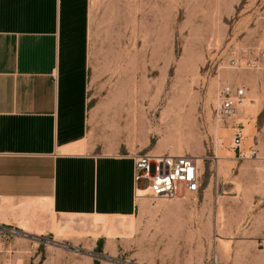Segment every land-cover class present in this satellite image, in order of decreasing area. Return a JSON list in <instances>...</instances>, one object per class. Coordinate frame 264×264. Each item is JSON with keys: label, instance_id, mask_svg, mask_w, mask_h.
Wrapping results in <instances>:
<instances>
[{"label": "rangeland", "instance_id": "rangeland-1", "mask_svg": "<svg viewBox=\"0 0 264 264\" xmlns=\"http://www.w3.org/2000/svg\"><path fill=\"white\" fill-rule=\"evenodd\" d=\"M90 24L92 147L196 156L199 190L136 199L129 217L97 218L106 233L91 215L4 233L0 264H264V0H90ZM224 84L246 89L227 120Z\"/></svg>", "mask_w": 264, "mask_h": 264}, {"label": "crops", "instance_id": "crops-1", "mask_svg": "<svg viewBox=\"0 0 264 264\" xmlns=\"http://www.w3.org/2000/svg\"><path fill=\"white\" fill-rule=\"evenodd\" d=\"M90 27V0H0V226L23 237L49 233L52 217H129L139 199L136 152L88 140Z\"/></svg>", "mask_w": 264, "mask_h": 264}, {"label": "built area", "instance_id": "built-area-1", "mask_svg": "<svg viewBox=\"0 0 264 264\" xmlns=\"http://www.w3.org/2000/svg\"><path fill=\"white\" fill-rule=\"evenodd\" d=\"M216 117L221 120L231 118L242 105L246 97V89L242 85L224 84L218 91ZM241 130L233 135V148L240 150ZM256 149L249 150V156L256 154ZM133 178L137 182L146 180L147 185L135 192L146 190L150 197L176 198L184 192L195 193L201 184V172L196 157L190 154H151L138 152L133 156ZM181 188L183 193H179ZM2 231L16 234L11 226H2Z\"/></svg>", "mask_w": 264, "mask_h": 264}, {"label": "bare ground", "instance_id": "bare-ground-1", "mask_svg": "<svg viewBox=\"0 0 264 264\" xmlns=\"http://www.w3.org/2000/svg\"><path fill=\"white\" fill-rule=\"evenodd\" d=\"M193 156V155H192ZM194 157H196V156H194ZM196 159H197V162H201V159L200 158H197L196 157ZM147 194V191L146 190H143V191H138V196H137V198H140V197H143V196H145ZM93 225L95 226V227H99L100 229H101V231H103V229L105 228V225H104V223H102V222H98V221H96L95 219L93 220ZM113 224V223H112ZM114 226H115V224H113L112 225V229H114ZM108 229V228H107ZM98 234L96 233V234H94L93 233V237L95 238V236H97Z\"/></svg>", "mask_w": 264, "mask_h": 264}, {"label": "trees", "instance_id": "trees-1", "mask_svg": "<svg viewBox=\"0 0 264 264\" xmlns=\"http://www.w3.org/2000/svg\"><path fill=\"white\" fill-rule=\"evenodd\" d=\"M95 264H96V262H95Z\"/></svg>", "mask_w": 264, "mask_h": 264}]
</instances>
